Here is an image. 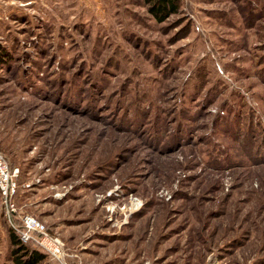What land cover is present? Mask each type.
Masks as SVG:
<instances>
[{"label":"rangeland","instance_id":"obj_1","mask_svg":"<svg viewBox=\"0 0 264 264\" xmlns=\"http://www.w3.org/2000/svg\"><path fill=\"white\" fill-rule=\"evenodd\" d=\"M148 7L0 0L15 205L70 264H264V0Z\"/></svg>","mask_w":264,"mask_h":264},{"label":"built area","instance_id":"obj_2","mask_svg":"<svg viewBox=\"0 0 264 264\" xmlns=\"http://www.w3.org/2000/svg\"><path fill=\"white\" fill-rule=\"evenodd\" d=\"M19 168L12 167L5 155L0 151V194L6 206L11 226L20 234L25 243H34L46 251L51 260L58 264H70L64 243L57 236L52 235L46 225L36 216L21 212L15 205V197L18 194ZM14 217H18L17 225Z\"/></svg>","mask_w":264,"mask_h":264},{"label":"trees","instance_id":"obj_3","mask_svg":"<svg viewBox=\"0 0 264 264\" xmlns=\"http://www.w3.org/2000/svg\"><path fill=\"white\" fill-rule=\"evenodd\" d=\"M182 0H146L149 12L159 22L165 21L173 14L178 13ZM5 56V50L0 44V58ZM14 167V166H12ZM17 225L20 224L18 217H14ZM9 238L12 244L11 254L17 264H40L46 259H50L48 253L42 247L34 243H25L20 234L10 226ZM56 262V261H55ZM56 264H58L56 262Z\"/></svg>","mask_w":264,"mask_h":264}]
</instances>
